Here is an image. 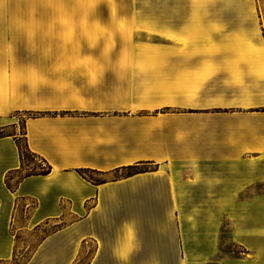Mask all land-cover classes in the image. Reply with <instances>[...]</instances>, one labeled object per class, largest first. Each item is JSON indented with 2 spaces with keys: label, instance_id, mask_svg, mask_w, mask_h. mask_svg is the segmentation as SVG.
I'll return each instance as SVG.
<instances>
[{
  "label": "crops",
  "instance_id": "crops-1",
  "mask_svg": "<svg viewBox=\"0 0 264 264\" xmlns=\"http://www.w3.org/2000/svg\"><path fill=\"white\" fill-rule=\"evenodd\" d=\"M133 2L0 0V264L37 234L21 264H121L113 249L129 247L126 264H260L264 202L238 200L264 183L254 11L243 0ZM37 34H59L61 56L22 58V35ZM136 34L157 41L133 47ZM117 41L119 56L100 48ZM22 115L24 142L50 171L19 180Z\"/></svg>",
  "mask_w": 264,
  "mask_h": 264
},
{
  "label": "rangeland",
  "instance_id": "rangeland-1",
  "mask_svg": "<svg viewBox=\"0 0 264 264\" xmlns=\"http://www.w3.org/2000/svg\"><path fill=\"white\" fill-rule=\"evenodd\" d=\"M39 1V0H38ZM140 0H134V5L137 6V3ZM131 0H69V8H96V9H112V8H121V9H129L131 8ZM139 6V4H138ZM37 8H54V9H62L64 8V5L60 3V0H53V6L49 4H37ZM241 8L244 9H250L254 11L255 15V23L256 27L259 29L260 32V40L262 44L264 45V0H243V6ZM104 36V35H102ZM131 36V35H129ZM28 35H22L21 37V45H20V56L22 58H26L28 56H37V57H46V56H61V40L59 34H37V40L29 42ZM138 40V41H137ZM140 41H157L156 35H146V34H136L134 35L133 40V47L136 42ZM100 48L103 50H107L111 48V51L115 50L116 54L118 55V51L120 49H123L124 46L120 43V41H117L115 45H106L102 43L100 45ZM32 53V55H31ZM113 53V52H111ZM27 115H22L20 123H19V130L17 138L20 141V144L22 147H24V136H23V118H25ZM17 132V131H16ZM23 170L21 171L20 175L28 174V173H34L40 170V168H45L46 165L40 161L35 156H32L30 153L24 150L23 153ZM18 175L14 176V179L12 180V184L15 183L17 180ZM252 192H255V194L260 195L261 201L264 202V183H261L257 185L256 187L250 189V191H246L242 193L239 196V202L244 201L246 198H248ZM236 198L231 199L230 202L235 201ZM235 211H229V214L231 216H235L233 214ZM262 215H264V211H262ZM230 222V221H229ZM231 223V222H230ZM229 232L231 231V224L228 226ZM222 231L224 233L225 229L222 228ZM41 234H37L36 236H26L23 240L25 241L26 248L20 249L21 256L19 259L16 260V262L12 264H21L26 260V258L29 256L30 252L32 251L35 244L38 242ZM262 250L264 242H262ZM229 249L234 253L233 256H244L246 250L242 247L238 248L235 247L232 244H229ZM264 255V254H263ZM260 264H264V256L262 257L261 254V261Z\"/></svg>",
  "mask_w": 264,
  "mask_h": 264
},
{
  "label": "trees",
  "instance_id": "trees-1",
  "mask_svg": "<svg viewBox=\"0 0 264 264\" xmlns=\"http://www.w3.org/2000/svg\"><path fill=\"white\" fill-rule=\"evenodd\" d=\"M16 144H17V147H18V150H19V153H20V157L21 159H23V153H24V150L27 151L28 153H30L32 156H35L34 154H32L26 144L24 145V147L21 146L20 144V141L18 138H16ZM46 165V164H45ZM22 167H23V163H22ZM50 171V167L48 165H46L45 168H40L39 171L37 172H34V173H28V174H24V175H20L19 176V180H21L22 178L26 177V176H32V175H45L47 174L48 172ZM20 173V172H19ZM10 179H12L11 175H7L6 178H5V182H6V185L11 188L12 185L10 184Z\"/></svg>",
  "mask_w": 264,
  "mask_h": 264
},
{
  "label": "clouds",
  "instance_id": "clouds-1",
  "mask_svg": "<svg viewBox=\"0 0 264 264\" xmlns=\"http://www.w3.org/2000/svg\"><path fill=\"white\" fill-rule=\"evenodd\" d=\"M134 251L133 247H129L125 251H120L119 249H113V255L114 257L121 261V264H126L128 258L131 256L132 252Z\"/></svg>",
  "mask_w": 264,
  "mask_h": 264
}]
</instances>
